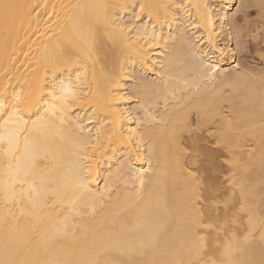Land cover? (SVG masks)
<instances>
[{"label": "bare ground", "instance_id": "bare-ground-1", "mask_svg": "<svg viewBox=\"0 0 264 264\" xmlns=\"http://www.w3.org/2000/svg\"><path fill=\"white\" fill-rule=\"evenodd\" d=\"M237 2L0 0V264H264V79L239 63ZM223 102L219 140L259 151L244 230L220 236L182 130ZM188 146L210 175L215 153Z\"/></svg>", "mask_w": 264, "mask_h": 264}, {"label": "rangeland", "instance_id": "rangeland-1", "mask_svg": "<svg viewBox=\"0 0 264 264\" xmlns=\"http://www.w3.org/2000/svg\"><path fill=\"white\" fill-rule=\"evenodd\" d=\"M246 1H249V6L244 10L239 11L241 9L242 0H238L234 8V11L237 12L235 18L236 31L238 30L237 32L240 34L238 35V41H234V45L236 47V42H239L238 45L241 44L242 46L238 49V60L242 67L246 68L245 70L250 72V75H253L254 78L258 76L255 80L262 82V79H264V17L261 15L262 8L256 4L253 5L255 0ZM134 15L135 13H132V16ZM220 39V43L224 40L226 41L224 33ZM194 42V44L197 43V41ZM236 48H238V46ZM135 73L137 75L139 70H136ZM144 78L149 79V76L145 75ZM130 85L131 84L127 86L128 91H131ZM223 92L224 96H235L229 87H225ZM133 101L135 102L134 104H136L139 100L135 99ZM173 104V100H168L166 103L159 101L154 110L156 116L168 110ZM220 107L221 116L214 117L210 122H207L206 125H200L202 118L196 109L187 108V112L189 113L186 119L187 126L182 130V142L183 145H189L190 142H195L199 137L202 139L203 146L215 153L214 162L216 168L210 172V175H208L206 171L209 165V159L194 152L188 145L187 147L185 146L184 161L188 172L202 181V188L211 182H215L217 189L213 198L207 200L205 197H202L199 201V207L202 211L206 210L207 206L211 207L214 214L213 218L216 220L215 223L218 228L220 227L217 233L220 236H224L226 233L240 234L244 230L248 213L245 210L238 183L243 182L245 187L250 184V173H253L254 170L257 169V166L253 165L245 169L243 165L247 163L248 158L246 157L249 154H256L259 151V144L255 139L249 136L245 138L239 148L231 147L227 142H221L218 137L220 134L222 135V119L233 121V116L232 109L228 102H223ZM137 115L141 117V111H137ZM261 120L262 119H259V124H262ZM235 155L241 159L240 165L242 166L236 169L233 166V158ZM261 158L264 159V156ZM258 188L260 189L261 196L264 197V185L260 184ZM261 217L264 220V206Z\"/></svg>", "mask_w": 264, "mask_h": 264}, {"label": "snow or ice", "instance_id": "snow-or-ice-1", "mask_svg": "<svg viewBox=\"0 0 264 264\" xmlns=\"http://www.w3.org/2000/svg\"><path fill=\"white\" fill-rule=\"evenodd\" d=\"M5 7L7 8L8 6L6 5Z\"/></svg>", "mask_w": 264, "mask_h": 264}]
</instances>
